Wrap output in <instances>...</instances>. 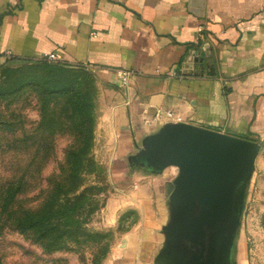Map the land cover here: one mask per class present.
I'll use <instances>...</instances> for the list:
<instances>
[{"label": "crops", "instance_id": "0c3cea01", "mask_svg": "<svg viewBox=\"0 0 264 264\" xmlns=\"http://www.w3.org/2000/svg\"><path fill=\"white\" fill-rule=\"evenodd\" d=\"M46 54L94 76L96 149L116 181L167 125L263 144L264 0H0V67ZM176 169L138 170L134 190L152 189L151 208L130 206L140 223L106 264H153L172 222Z\"/></svg>", "mask_w": 264, "mask_h": 264}, {"label": "rangeland", "instance_id": "374dc122", "mask_svg": "<svg viewBox=\"0 0 264 264\" xmlns=\"http://www.w3.org/2000/svg\"><path fill=\"white\" fill-rule=\"evenodd\" d=\"M36 64H39V60L11 59L0 67V114H4L12 123L13 130H16L10 136L0 131V188L8 179L13 178L12 181L17 182L24 178L22 187L18 189L20 195L13 205L23 210L39 205L43 197L42 188H46L47 181L54 180L59 173L64 164L65 150L72 142V137L62 131L60 122L65 121L60 117L61 114L57 115L53 125L50 122L48 125L41 117L43 101L37 90L27 84L29 76L36 71ZM95 85L97 127L103 102L96 80ZM62 108L60 104L55 109L60 113ZM97 144L95 141V165L88 168L78 192L82 198L79 201L77 221L90 233H99L103 238H99L100 241H91L83 236L78 237L77 241L65 239L60 251L47 253L31 237L8 228V224L4 225L8 214L4 211L0 222L3 227L0 230V264H106L110 259L115 261L111 251L118 245L121 247L124 236L135 230L141 220L139 209L130 206L138 204L145 208L146 204L151 208L154 199L149 186L146 187L148 193L145 196L134 190L142 183L137 172L157 171L150 164L131 162L125 164L128 169L126 178H118L119 181H116L111 176L112 164L104 161L106 149H101L99 145L97 150ZM175 172L177 175L172 184L177 182L180 169ZM166 202L171 208L168 211L169 218L173 219L171 193L167 194ZM70 223L75 224L76 220H70ZM95 242L107 244V248L104 246L105 251L100 249L101 243L99 245ZM227 264H264V141L251 180L243 190Z\"/></svg>", "mask_w": 264, "mask_h": 264}, {"label": "water", "instance_id": "95a60500", "mask_svg": "<svg viewBox=\"0 0 264 264\" xmlns=\"http://www.w3.org/2000/svg\"><path fill=\"white\" fill-rule=\"evenodd\" d=\"M260 150V140L184 123L165 126L146 143L137 163L150 164L157 172L180 169L170 191L173 219L164 228L165 247L155 264H192L188 245L200 249L192 252L194 264L208 257L209 264H227L243 190Z\"/></svg>", "mask_w": 264, "mask_h": 264}, {"label": "trees", "instance_id": "16d2710c", "mask_svg": "<svg viewBox=\"0 0 264 264\" xmlns=\"http://www.w3.org/2000/svg\"><path fill=\"white\" fill-rule=\"evenodd\" d=\"M34 67L36 71L29 76L27 84L37 90L43 101L42 119L48 125L49 122L53 125L57 115L61 114L65 121L60 122L62 131L72 137V142L65 150L64 164L59 173L54 180L47 181L46 188H42L43 197L38 206L24 210L14 207L24 178L17 182L12 181L13 178L8 179L0 188V215H3L0 222L6 211L5 214H8L4 225L8 224V228L31 237L47 253H54L62 249L65 239L77 241L78 237L83 236L91 241H100L103 238L99 233H90L77 221L82 198L78 193L81 182L88 168L95 165L93 148L97 91L94 76L84 68L43 60H39ZM60 104L63 108L58 113L55 108ZM0 131L6 136L16 131L4 114H0ZM70 220H76V223L72 224ZM95 243H101L100 249L103 251L107 248L103 242Z\"/></svg>", "mask_w": 264, "mask_h": 264}, {"label": "built area", "instance_id": "2783aa9c", "mask_svg": "<svg viewBox=\"0 0 264 264\" xmlns=\"http://www.w3.org/2000/svg\"><path fill=\"white\" fill-rule=\"evenodd\" d=\"M39 60L54 62V63L58 62V58L54 54H46V55L42 56ZM121 75L124 77L123 78L124 80H127L129 73L122 72ZM174 75H176V74H174Z\"/></svg>", "mask_w": 264, "mask_h": 264}, {"label": "flooded vegetation", "instance_id": "af4514ba", "mask_svg": "<svg viewBox=\"0 0 264 264\" xmlns=\"http://www.w3.org/2000/svg\"><path fill=\"white\" fill-rule=\"evenodd\" d=\"M189 246V250H190V252H191V256H189V257H191V259H188V260H191V262L192 261H194L192 264H194L195 263V260H196V258H195V255H193L192 254V252L193 253H199L200 252V249H198V248H196V247H194V246H191V245H188ZM207 258V257H206ZM210 258L208 257V259H205V260H201V263L202 264H207V262H208V264L210 263Z\"/></svg>", "mask_w": 264, "mask_h": 264}]
</instances>
